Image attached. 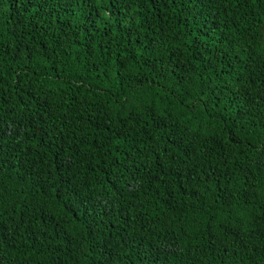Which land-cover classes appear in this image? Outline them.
I'll list each match as a JSON object with an SVG mask.
<instances>
[{"label": "trees", "instance_id": "1", "mask_svg": "<svg viewBox=\"0 0 264 264\" xmlns=\"http://www.w3.org/2000/svg\"><path fill=\"white\" fill-rule=\"evenodd\" d=\"M0 264H264V0H0Z\"/></svg>", "mask_w": 264, "mask_h": 264}]
</instances>
